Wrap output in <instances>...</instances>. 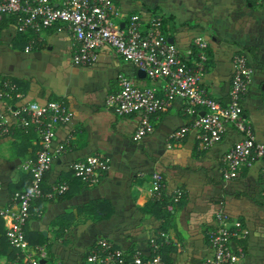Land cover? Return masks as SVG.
Returning a JSON list of instances; mask_svg holds the SVG:
<instances>
[{
  "label": "crops",
  "instance_id": "1",
  "mask_svg": "<svg viewBox=\"0 0 264 264\" xmlns=\"http://www.w3.org/2000/svg\"><path fill=\"white\" fill-rule=\"evenodd\" d=\"M114 2L121 12L137 13L141 18L160 13L162 31L181 59H194L192 41L200 36L207 47L199 84L223 103L232 57L243 55L251 72L239 101L241 117L254 140L264 141V2ZM38 37L33 48L25 51L26 37L8 18L0 22V79L14 85L7 103L14 108L23 101L53 99L71 111L67 123L56 128L52 139V145L66 143V150L52 160L41 188L47 191L51 184L64 182L67 189L50 200L35 199L24 225L26 243L45 251L38 258L43 260L40 264H92L85 255L99 239L123 255L136 250L146 256L149 237L159 231L168 238L161 251L162 264H201L211 256L207 235L215 226L217 211L239 223L237 237L241 239L230 241L231 247L235 243L243 248L236 264H264V158L243 164L235 178L221 176V155L240 133L225 124L221 138L202 147L197 131L190 127L193 115L185 112V100L173 97L167 107L151 115L152 131L133 141L137 115H116L104 108V98L117 90L119 74L130 78L136 87L157 88L158 95L162 81L137 73L135 66L122 61L108 46L98 49L93 65L72 64L73 44L66 31L50 28ZM203 111L200 108L197 112ZM0 112H5L1 103ZM181 127L186 128L182 136L169 137ZM36 147L35 135L24 133L13 123L8 134L0 137V206L27 186L28 174L20 164L33 158ZM93 153L106 155L109 165L98 182L84 185L70 175L69 165ZM154 172L161 175L164 193L182 191L181 199L166 216L163 206L156 212L152 208L150 176ZM18 258L4 239L0 219V260L25 264Z\"/></svg>",
  "mask_w": 264,
  "mask_h": 264
},
{
  "label": "built area",
  "instance_id": "2",
  "mask_svg": "<svg viewBox=\"0 0 264 264\" xmlns=\"http://www.w3.org/2000/svg\"><path fill=\"white\" fill-rule=\"evenodd\" d=\"M262 3L264 0H250ZM10 15L16 18L15 29L26 37L24 50L33 48L38 35L46 29L66 31L71 37L73 49L70 62L79 66H91L97 58V51L103 46L110 47L122 61L131 63L150 80H160V95L157 88L136 87L132 80L123 74L117 77V90L105 96L103 106L116 115L136 114L137 123L132 140L138 141L152 129L151 115L163 110L173 97L186 102L185 112L192 114L190 127L197 131V140L202 147L218 141L225 124L231 125L241 137L236 140L220 159L223 179L235 178L243 164L254 159L264 158V141H255L248 125L241 117L239 101L247 90L250 67L243 55L232 57V74L227 90L226 102L212 98L200 86V78L206 65V43L194 37V59L184 60L178 55L175 46L168 42L162 31L161 15L154 12L141 18L137 13H123L114 0H0V19ZM14 85L0 79V103L5 112H0V137L8 134L11 123L24 133L35 135L36 149L33 158L25 159L20 168L28 174V184L11 195L9 201L0 206V219L3 220V236L8 246L25 264H38V258L45 251L40 246H29L24 238V225L30 215V205L40 197L48 200L65 192L64 182L53 183L47 191L40 187L44 173L52 160L66 150V143L52 145L57 127L67 123L71 111L60 100L44 103L23 101L12 108L6 101ZM16 97L21 98L20 94ZM264 104V90L262 91ZM203 113H198V109ZM186 131L185 127L173 131L169 137L178 138ZM109 159L106 155L93 153L72 161L69 173L84 185H93L106 172ZM163 189L159 173L150 176V195L158 200ZM182 197V191L174 189L168 196L164 209L170 212ZM215 226L208 232L207 242L211 256L201 264H236L242 251L231 247L232 238L240 234L237 221L217 211ZM168 242L164 232L149 240L150 254L143 257L134 251L130 262L122 252L114 249L105 239H99L96 247L88 252L86 261L92 264H161L159 248ZM0 264H9L0 260Z\"/></svg>",
  "mask_w": 264,
  "mask_h": 264
},
{
  "label": "trees",
  "instance_id": "3",
  "mask_svg": "<svg viewBox=\"0 0 264 264\" xmlns=\"http://www.w3.org/2000/svg\"><path fill=\"white\" fill-rule=\"evenodd\" d=\"M5 18H8V20H10V21L13 23V25H14V29H15V21H16V18H15L14 16L6 15V16H3V17L0 19V22H1L2 20H5ZM15 30H16V29H15ZM223 133H224V132H223ZM222 135H223V134H222ZM237 140H238V139H237ZM43 177H44V175L42 176V179H43ZM42 179H41V181H40V187H41V188L44 187V182H43ZM171 192H172V191H170V192H168V193H164V191L162 190V191H161V196H160L159 201H154V200H152V203H153V205H152L153 211L156 212V209H157L158 206H159L161 209H162V206L164 207V205H165V203H166V200H167V198H168V196H169V194H170ZM162 211L164 212L163 214H164L165 216L169 214V212H165L163 209H162ZM167 213H168V214H167ZM243 237H244V236H242V238H243ZM152 238L156 239V238H157V233H156V234L154 233V234H152V235L149 237V239H148V246H149V240L152 239ZM237 238H238V239H241V237H234V238H232V239H233V241H235V240H238ZM166 245H167V243L164 244L163 246H161V247L159 248V256H160V259H161V264H162L161 251H162L163 247L166 246ZM233 246H234V247H240V249H241V251H242V253H243V248H242L241 245H239V244H235V243H234ZM95 247H96V246H95ZM134 251H136V250H133V251L127 253V254H124V258L126 259V261L130 262V257H131V255H132V253H133ZM122 254H123V253H122ZM149 254H150V250H149V252H148V254H147L146 256H143V255H141V256H143V257H147ZM87 255H88V253H86V255H85V259H86V256H87Z\"/></svg>",
  "mask_w": 264,
  "mask_h": 264
},
{
  "label": "water",
  "instance_id": "4",
  "mask_svg": "<svg viewBox=\"0 0 264 264\" xmlns=\"http://www.w3.org/2000/svg\"><path fill=\"white\" fill-rule=\"evenodd\" d=\"M137 73H141L143 74V72L141 70L138 69ZM43 260L42 259H38V263L40 264Z\"/></svg>",
  "mask_w": 264,
  "mask_h": 264
}]
</instances>
